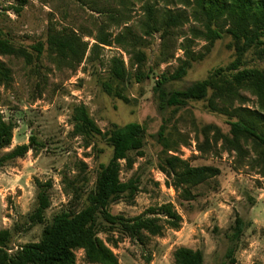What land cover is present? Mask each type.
<instances>
[{
    "label": "rangeland",
    "instance_id": "rangeland-1",
    "mask_svg": "<svg viewBox=\"0 0 264 264\" xmlns=\"http://www.w3.org/2000/svg\"><path fill=\"white\" fill-rule=\"evenodd\" d=\"M189 1L0 0V38L33 55L30 62L0 55L11 70L9 84L0 83V117L14 127L12 144L1 154L29 145L31 137L39 143L34 151L0 168V231L12 232L10 253L39 242L44 226L57 214L86 207L100 166L113 155L109 133L138 123L146 128L143 156L131 153L132 165L122 161L120 172L122 182L139 179L138 191L133 200L123 198L111 204L109 211L132 219L171 204L183 222L177 230L165 228L158 237L144 233L141 239H132L118 227L99 232L119 264H176L180 248L202 251L205 264H228L230 249L235 250L236 264H264V176L257 161L261 151L252 139L238 140L242 151L230 144L234 139L231 124L241 116L261 117L264 123V94L255 83L237 85L232 77L242 70L264 74V53L253 47L243 54L237 70H227L239 58L242 42L225 35L209 48L203 37L193 34L194 28H204L191 16L195 0ZM149 6L161 14L166 9L184 11L189 23L169 31L162 26L147 35ZM127 29L135 41L125 46L113 43ZM53 34L77 37L84 46L82 57L64 58L49 51ZM104 37L110 44H101ZM38 43L44 45L41 56L33 49ZM189 49L201 57L192 62L183 81L168 86L170 90L223 72L213 77L205 100L162 110L154 91L157 81L175 73L188 59ZM137 52L144 55L142 65ZM114 58L124 62L128 73L119 83L127 101L109 96L102 88ZM83 107L99 133L75 131L74 118ZM162 127L168 145L158 139ZM171 156L192 168H217L220 174L196 187L184 186L193 195L187 200L160 168ZM37 181L52 183L51 205L45 224L30 227L29 216L39 194ZM237 217L243 220L244 231L235 240ZM100 223L108 226L103 220ZM75 254L76 264H91L84 250Z\"/></svg>",
    "mask_w": 264,
    "mask_h": 264
},
{
    "label": "trees",
    "instance_id": "trees-1",
    "mask_svg": "<svg viewBox=\"0 0 264 264\" xmlns=\"http://www.w3.org/2000/svg\"><path fill=\"white\" fill-rule=\"evenodd\" d=\"M120 2L127 0H119ZM173 3H175V0ZM188 4L189 0H185ZM195 9L191 16L194 21L203 26V30L194 28L195 37H203L212 48L216 41L223 39L225 35L232 36L242 47H238L239 58L233 62L227 70H237L241 66L243 54L253 47L264 53V0H195ZM147 9V22L145 24L146 34L151 35L162 26L169 31L173 27L189 23V16L184 11L174 12L172 9L160 11L153 6ZM129 29L125 34H119L114 38L115 44L125 46L131 44L135 38ZM101 44H110L107 37L101 39ZM189 42V40H187ZM49 51L56 52L61 57L79 59L84 52V46L77 37L70 35L53 34L48 39ZM208 48V49H209ZM34 51L41 56L44 52V45L38 43ZM188 49V48H187ZM0 55L16 56L25 58L27 62L33 59V55L25 48L16 47L10 40L0 38ZM139 63L142 65L144 55L136 53ZM187 51V60L181 62L180 67L170 76H161L154 89L159 106L162 110L169 108L182 109L188 102L203 101L208 97L209 88L212 86V79L220 75L219 70L210 78L197 81L183 89H169L173 82L183 81L190 70L192 62L200 59ZM141 70H138L139 73ZM109 78L102 82V88L109 96L117 97L124 101L120 88V81L128 77L124 62L114 58ZM140 76V74H139ZM237 85L255 83L264 94V74L257 70H242L233 74ZM11 81V70L0 60V83L8 85ZM1 98V94H0ZM241 111V110H239ZM236 112V115L239 114ZM74 121L77 122L75 131L77 133H99V128L89 118L86 109L79 108ZM231 133L234 136L230 144L242 151L238 143L240 138L252 139L260 148V157L257 160L261 164L262 175L264 176V123L261 117L253 119L250 115H243L240 119L231 124ZM146 128L138 123H129L123 127H117L109 133V143L113 149V155L108 164L101 165L94 190L87 197V205L84 209L75 212H62L57 214L53 220L44 226L39 242L29 243L20 246L16 251L10 253L12 248V232L10 230L0 231V264H76V251L84 250L86 260L91 264H119L113 252L104 245L98 237L99 232H108V228L118 227L124 234L132 239H141L142 234L150 236H161L165 228L177 230L183 222L182 217L171 204H164L159 208L149 209L146 213L132 219H125L121 216H113L109 209L111 204L123 199H134L138 191L139 179H131L129 182H122L120 179L121 162L132 165L130 154L137 153L143 156L145 146ZM14 127L11 123L5 122L0 117V168L7 163L24 157L30 150L39 146L36 138H30L29 145L17 146L11 152L2 155L1 152L12 144ZM161 144L168 145L165 128L162 127L158 133ZM162 171L173 178V185L185 199H193L188 188L196 187L208 179L217 177L220 171L213 167L192 168L188 163L177 157H168L165 163L160 165ZM39 194L37 204L33 213L29 216L30 227L45 224L46 212L50 208L48 190L52 187L51 182H36ZM187 186L188 188H184ZM103 220L106 225L100 223ZM233 238L238 240L244 231V222L237 217L235 220ZM228 264H236L235 250L227 252ZM176 264H205L204 254L200 250L180 248L175 253ZM255 264H263L257 262Z\"/></svg>",
    "mask_w": 264,
    "mask_h": 264
}]
</instances>
